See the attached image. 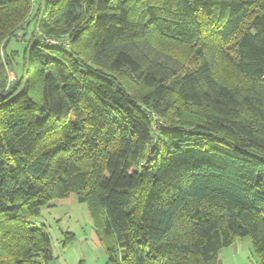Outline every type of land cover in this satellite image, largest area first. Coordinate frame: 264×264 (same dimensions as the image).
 <instances>
[{
  "label": "trees",
  "instance_id": "trees-1",
  "mask_svg": "<svg viewBox=\"0 0 264 264\" xmlns=\"http://www.w3.org/2000/svg\"><path fill=\"white\" fill-rule=\"evenodd\" d=\"M35 3L11 91L0 54V264L53 260L32 218L71 195L113 264H264V0H0L5 52Z\"/></svg>",
  "mask_w": 264,
  "mask_h": 264
},
{
  "label": "rangeland",
  "instance_id": "rangeland-1",
  "mask_svg": "<svg viewBox=\"0 0 264 264\" xmlns=\"http://www.w3.org/2000/svg\"><path fill=\"white\" fill-rule=\"evenodd\" d=\"M37 12L38 5L35 3L32 5V10L28 14L30 18L27 16L28 19H26L24 24L25 28L23 27V29L18 31L17 34L9 40L7 44V52H5L4 42L0 46V54L5 63L7 62L6 66L10 75L7 84V89H10L9 91L13 89L17 79H21L24 75V56L26 50L29 48L31 38L34 37L33 34L36 32L34 31L36 28L33 20ZM62 37L67 36L65 35ZM174 50L179 53V55L185 57L184 50L179 51L176 48ZM14 51L16 52L15 55L13 54ZM6 53L9 55L11 54V64H9L8 60H6ZM32 222H34L37 226H40L41 224L47 226L51 235L52 246L56 255L60 256L59 259L64 258L63 244L67 242V237H69L66 232H71L75 235L74 241H70L66 247L67 255L81 253L82 249H87L82 245V239L85 237V230L89 231L93 223L86 204L79 202L75 195H71V200L68 202H60L59 199H56L43 206L41 208V214L32 218ZM241 238L242 237H240V239ZM245 239V241L250 243L249 238ZM251 259L254 260L253 258ZM247 264H258V262L247 261Z\"/></svg>",
  "mask_w": 264,
  "mask_h": 264
},
{
  "label": "crops",
  "instance_id": "crops-1",
  "mask_svg": "<svg viewBox=\"0 0 264 264\" xmlns=\"http://www.w3.org/2000/svg\"><path fill=\"white\" fill-rule=\"evenodd\" d=\"M59 200L60 202H68L71 200V196ZM245 238L249 237H242L241 239L239 237L232 245L223 248L220 252L217 264H247V261H257L252 250L250 238V243L245 241ZM82 241V245L87 249H82L81 253L67 255L66 247L68 246V243H65L63 244L64 258L59 259L60 256L56 255L54 250L55 258L49 261L48 264H113L111 261H109L106 250L102 245L94 224L89 231L85 230V237L82 239Z\"/></svg>",
  "mask_w": 264,
  "mask_h": 264
},
{
  "label": "built area",
  "instance_id": "built-area-1",
  "mask_svg": "<svg viewBox=\"0 0 264 264\" xmlns=\"http://www.w3.org/2000/svg\"><path fill=\"white\" fill-rule=\"evenodd\" d=\"M35 1V0H33ZM46 43L51 44V45H63V46H69L70 45V40H68L65 37H46L44 38ZM161 122V121H160ZM158 124L155 125V127Z\"/></svg>",
  "mask_w": 264,
  "mask_h": 264
}]
</instances>
